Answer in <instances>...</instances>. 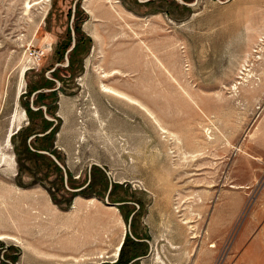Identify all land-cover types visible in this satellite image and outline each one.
Returning <instances> with one entry per match:
<instances>
[{"label": "rangeland", "instance_id": "rangeland-1", "mask_svg": "<svg viewBox=\"0 0 264 264\" xmlns=\"http://www.w3.org/2000/svg\"><path fill=\"white\" fill-rule=\"evenodd\" d=\"M0 234V264H264V0H0Z\"/></svg>", "mask_w": 264, "mask_h": 264}, {"label": "bare ground", "instance_id": "bare-ground-1", "mask_svg": "<svg viewBox=\"0 0 264 264\" xmlns=\"http://www.w3.org/2000/svg\"><path fill=\"white\" fill-rule=\"evenodd\" d=\"M24 75H25V71H23V77H24ZM243 76V75H242ZM244 78V77H243ZM109 92H111V93H114V94H118V95H121V96H126V94L125 93H122V92H120V91H118L117 89H114V88H112V87H108V86H104ZM104 87H103V89H104ZM128 96V95H127ZM131 97V96H130ZM131 99H133V98H131ZM135 101V100H134ZM138 102V101H137ZM4 237H6V235H4V234H0V239H5ZM8 239H10V237H7ZM13 240V239H12ZM124 242V241H123ZM121 245H123L122 243L120 244V247L118 248V250H117V252H116V255H118L119 253V250L121 249Z\"/></svg>", "mask_w": 264, "mask_h": 264}, {"label": "crops", "instance_id": "crops-1", "mask_svg": "<svg viewBox=\"0 0 264 264\" xmlns=\"http://www.w3.org/2000/svg\"><path fill=\"white\" fill-rule=\"evenodd\" d=\"M135 261H136L135 259H131L127 264H133ZM117 262H118V261H117ZM117 262H114V263L109 262V263H110V264H115V263H117ZM103 263H105V261H104ZM103 263H102V262H101V263L96 262V264H103Z\"/></svg>", "mask_w": 264, "mask_h": 264}, {"label": "trees", "instance_id": "trees-1", "mask_svg": "<svg viewBox=\"0 0 264 264\" xmlns=\"http://www.w3.org/2000/svg\"><path fill=\"white\" fill-rule=\"evenodd\" d=\"M121 257H122V253L120 254V259L118 260V262H120V260H121Z\"/></svg>", "mask_w": 264, "mask_h": 264}, {"label": "flooded vegetation", "instance_id": "flooded-vegetation-1", "mask_svg": "<svg viewBox=\"0 0 264 264\" xmlns=\"http://www.w3.org/2000/svg\"><path fill=\"white\" fill-rule=\"evenodd\" d=\"M122 244H123V242H122ZM121 249H122V245H121ZM121 249H120V250H121ZM119 254H120V253H119Z\"/></svg>", "mask_w": 264, "mask_h": 264}, {"label": "water", "instance_id": "water-1", "mask_svg": "<svg viewBox=\"0 0 264 264\" xmlns=\"http://www.w3.org/2000/svg\"><path fill=\"white\" fill-rule=\"evenodd\" d=\"M11 135H12V134H11ZM11 135H10V136H11Z\"/></svg>", "mask_w": 264, "mask_h": 264}]
</instances>
